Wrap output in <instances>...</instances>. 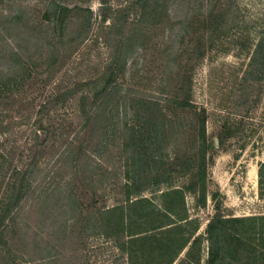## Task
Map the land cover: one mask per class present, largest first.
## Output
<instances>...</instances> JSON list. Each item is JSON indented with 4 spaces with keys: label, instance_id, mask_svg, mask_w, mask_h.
Wrapping results in <instances>:
<instances>
[{
    "label": "rangeland",
    "instance_id": "rangeland-1",
    "mask_svg": "<svg viewBox=\"0 0 264 264\" xmlns=\"http://www.w3.org/2000/svg\"><path fill=\"white\" fill-rule=\"evenodd\" d=\"M52 1L0 0V67L9 64L13 68L18 67L17 63L7 58L14 46L24 49L22 39L16 36V28L38 31L41 23L47 35L57 37L61 27L53 25L52 28L51 23L43 17L45 6ZM89 5L93 12L97 11V0H91ZM209 8H215L214 14L229 10V17L234 19L232 20L234 27L225 29L223 31L225 34L215 37L211 45L209 41H205L206 53L202 58L192 62V68L189 67L191 97L197 111H204L206 119L205 132L208 143L205 157L206 187L194 185L193 176L191 177L200 164L197 143L193 140L199 122L192 117L191 120L188 119L192 129H187L184 134H179L168 141L169 145L160 143L159 156L164 160L156 158L158 163L153 162L154 166L150 167L153 171L151 178L153 176L157 178L165 169L173 170L170 180L175 188L180 189L178 195L163 197L160 194L153 196L144 193V196L158 206L163 202L176 206L177 214L169 215L168 218L162 217L159 219L162 223L154 218L148 225H139L137 228L159 233L157 229L152 228L156 224V227L163 225L162 227L168 228L164 230L166 235L173 234L178 238L177 244L173 246V251H177L178 254L171 264H264V178L260 182L258 175L259 167L264 163V77L259 82L239 84V78L246 68L257 36L260 32L264 33V0H173L168 11L169 22L156 29V35L150 38L147 48L137 47L129 55L124 76L118 75L115 83H118L120 96L128 93L132 98L146 94L155 95L159 92L157 91L159 82L162 78L167 80V73L170 72L166 65L174 70L175 57L182 52L191 53L197 45V38L205 33L210 22L206 16ZM137 16V13H130L129 22H135ZM13 19L16 20L15 29L9 24ZM102 24L94 14L90 33L84 37L74 52L60 51V56L64 57L58 59V63L53 61L52 54L53 57L43 64L29 62L26 68L18 67L16 86L12 87L10 94L4 92L0 95V121L6 120L5 123L11 124L6 135L0 136V206H4L8 201L7 192L11 191L7 184L9 177L13 176L16 168L22 169L29 163L31 158L28 143L32 134L27 131L28 129H20L15 125L21 110L27 107L33 109L47 98L53 89L75 88L77 82L90 76L95 77L102 64L106 62L110 51V45L96 33L99 27L106 31V25ZM46 48L49 51L45 46L42 50L34 46L32 49L25 47L22 52L36 59L40 51L48 54ZM180 58L183 67L187 63V55L183 54ZM48 67H54V72L47 73ZM47 74H53L50 84L46 78ZM246 84L250 87L246 88ZM239 89L248 108L247 113L243 111L242 136L233 135L220 144L222 121L224 117L230 115L228 111L233 110L231 100L234 95H239ZM80 96L81 94H78L70 98L63 107L51 115V118H48L52 128H56L54 132L57 133L59 129L62 130L70 124L75 126L72 122ZM177 112L183 114V110ZM73 128L76 129V126ZM55 137L52 135V138L45 142V149L36 156L37 161L41 160V163L49 168L48 171L52 166L47 164L48 159L52 162L60 151L58 142L51 143L57 139ZM113 137L111 131L109 138L111 145L108 152L103 154V158L96 159L93 155L98 162L97 170L92 171L90 176L86 175L74 181L77 191L89 196L92 185L96 184L99 187L97 193L101 194L103 189L114 187L119 182L122 177L121 163L116 156L117 151L114 148L116 141ZM184 156L189 157L185 166L182 165ZM55 170L57 169H51L47 175L50 183L57 182L60 178V175L55 176ZM5 176L8 179L2 180ZM202 189L206 191L205 195L199 191ZM108 191L106 190L104 194L107 195ZM84 204L87 202L84 201ZM95 205L100 206V200L96 201ZM54 206L49 214L56 220L55 231L60 229V221L64 217H69L71 212L67 210L63 215L64 210L59 203ZM25 207L18 217L12 219L9 214V217L2 219L3 225L6 224L7 228L17 226L19 231H16V235L10 234L16 239L6 235L0 238V264H10L5 260L8 252L2 243L4 239L8 240V246L12 247L17 241V246L19 244L22 248V240H19L22 236L44 232L43 216L39 212L28 211ZM85 213L86 211L83 212L84 215ZM1 217L0 215V221ZM106 219L109 221V217ZM124 223L128 226L129 220L126 217ZM167 223L172 224L166 225ZM105 232L106 229L101 228L93 236L85 233V246L88 249L82 253L86 256V259L83 256V262L87 260L88 264L118 263L116 259L112 260L111 245L102 239L101 234ZM68 251L69 249L66 250L68 259L65 264H76L72 262L73 257L70 259ZM15 254L19 257L24 256L20 249L15 251ZM172 256L173 253L167 251L164 260L168 262ZM28 259L15 258L12 264H22ZM118 264H126V261L122 260Z\"/></svg>",
    "mask_w": 264,
    "mask_h": 264
},
{
    "label": "trees",
    "instance_id": "trees-1",
    "mask_svg": "<svg viewBox=\"0 0 264 264\" xmlns=\"http://www.w3.org/2000/svg\"><path fill=\"white\" fill-rule=\"evenodd\" d=\"M172 1L97 0V11L93 12L89 5L91 0H53L45 6L43 17L51 23L52 28L61 27L57 37L47 35L41 23L40 28H37L38 31H33L17 30L16 20L9 21L16 30V36L22 39L24 49L25 47L32 49L33 46L41 50L44 46L49 48V51L45 49L48 54L40 51L38 58L33 59V56L22 52L24 49L20 46H14L10 49L11 53L7 58L21 68H26L29 62L43 64L53 57L52 54H54L53 61L58 63V59L64 57L60 56V51L74 52L84 37L90 33L94 14L98 16L102 25H106V31L99 27L96 33L110 45V51L106 62L102 64L95 77L90 76L77 82L75 88L53 89L48 97L33 109L27 107L21 110L17 118L16 127L28 129L27 131L32 134L28 143L31 158L22 169L16 168L9 179L6 176L2 178V180L8 179L7 184L11 187V191L7 192V203L0 206L2 216L0 238H4L5 235L14 237L10 234L16 235L19 227L7 228L6 224L3 225V220L9 214L12 219L18 217L27 205L30 206L25 207L28 211L39 212L43 216L42 223L45 224L42 227L45 229L42 233L34 232L32 236H22V239H19L22 240V248L19 244L17 246V241L12 247L8 246V240L4 239L2 243L8 252L5 259L8 263L12 264L15 258L28 257L29 259L24 260L22 264H58V262L65 264L68 259L66 250L69 249L70 259L72 260L73 257L72 262L88 264L87 260L83 262V256L85 259L86 256L82 254L88 249L85 246V233L93 236L101 228L106 229L101 235L104 242L112 247V260L116 259L118 263L125 260L126 264H171L176 258L178 252L173 251V246L177 244L178 238L173 234L166 235L164 230L168 228L162 227L163 225L156 227V224L152 229H157L159 233H150V229L137 228L139 225H148L154 218L162 223V220H159L162 217L168 218L169 215L177 214L176 206H170L166 202L158 206L144 196L147 192L153 196L160 194L163 197H170L174 194L178 195L180 191L171 184L173 170L165 169L157 178L155 176L151 178L153 171L150 167L153 162L158 163L156 158L164 160L159 156L160 143L169 145L168 141L179 134H184L187 129H192L188 119L195 117L199 125L193 140L197 143L200 164L191 177L193 176L194 185L206 187L205 157L208 150L206 119L204 111H197L193 103L191 77L188 73L189 67L192 68L195 60L202 58L206 53L205 41H209L211 45L215 37L225 34L223 32L225 29L234 27L232 23L234 19L229 17V10L214 14L215 8H209L206 16L210 22L206 26L205 33L197 38V45L191 53L186 51L175 57L174 70L166 65L167 70L172 73H167V80L161 79L157 86L159 92L155 95L146 94L132 98L128 93L120 96L118 83H115L117 76H124L129 55L137 47L147 48L150 38L156 35V29L162 28L169 22L168 11ZM130 13L138 14L135 22H129ZM183 54L187 55V63L182 67L180 56L182 57ZM9 65L0 67V95L4 92L10 94L12 87L16 86L18 67L13 68ZM53 69L55 68L48 67L47 73H53ZM49 74L46 78L50 84L53 74ZM263 77L264 33L260 32L249 54L246 68L239 78V84L259 82ZM245 86L250 87L247 84ZM240 90L239 95H234L231 100L233 110L228 111L230 115L224 117L222 121L220 144L233 135L242 136L243 111L247 113L248 108L243 95H240ZM78 94L81 96L78 98L75 118L72 122L76 129L70 124L62 130L59 129L57 133L54 132L56 128H52L48 118ZM163 108H166L167 112ZM178 110H183V114L177 112ZM5 121H0V136L6 135L11 126ZM111 131L116 141L114 148L121 163L122 177L114 187L106 189L109 190L107 195L104 194L105 189L98 194L99 187L91 184V194L86 196L81 191H77L74 181L86 175L90 176L92 171L97 170L98 162L93 155L96 159H101L103 154L108 152L111 145L109 140ZM52 135L57 139L51 143L58 142L60 151L52 162L48 159L47 164H52L51 169H57L55 176L60 175V178L57 182L50 183L47 175L51 169L48 171L49 168H46L41 160L37 161L36 156L45 149V142L51 139ZM185 157H182L183 166L189 161V157ZM258 175L259 181L262 182L264 163L260 165ZM199 191L202 195L206 193L204 189ZM98 200L101 202L100 206L95 205ZM84 201L87 204H84ZM56 203H59L64 210L63 215L67 210L71 212L70 218L64 217L60 221V229H56L57 232L54 231L56 220L49 214ZM84 211H86L85 215ZM125 217L129 220L128 226L124 223ZM169 224L172 223L166 225ZM19 249L23 251L24 256L19 257L15 254ZM167 251L173 253L168 262L164 260ZM111 264L115 263L111 262Z\"/></svg>",
    "mask_w": 264,
    "mask_h": 264
}]
</instances>
